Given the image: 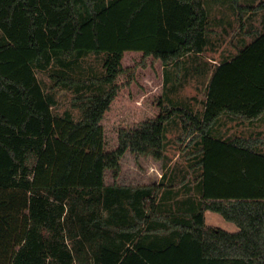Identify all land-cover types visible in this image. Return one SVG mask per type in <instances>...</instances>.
I'll return each mask as SVG.
<instances>
[{
  "label": "trees",
  "instance_id": "1",
  "mask_svg": "<svg viewBox=\"0 0 264 264\" xmlns=\"http://www.w3.org/2000/svg\"><path fill=\"white\" fill-rule=\"evenodd\" d=\"M208 26L205 0H0V264H264L263 140L213 135L224 114H264V29L218 65L202 116L164 100L165 66L203 52ZM87 53L104 55L101 76L57 82L101 91L80 120L55 115L36 69ZM176 115L196 146L187 217L158 211L167 182H106L127 151L162 160Z\"/></svg>",
  "mask_w": 264,
  "mask_h": 264
},
{
  "label": "rangeland",
  "instance_id": "2",
  "mask_svg": "<svg viewBox=\"0 0 264 264\" xmlns=\"http://www.w3.org/2000/svg\"><path fill=\"white\" fill-rule=\"evenodd\" d=\"M263 1L240 0L243 6L242 13H240L239 8L232 3V0H205V6L211 14V23L214 28L213 42L217 44L216 52H214L213 47H210L205 52V55L219 61L221 56L237 50L240 45L252 38L253 34H246L245 31L252 29L263 30L264 8H258ZM220 49L222 52L218 53ZM103 59L104 55L100 53H87L81 57L68 60L53 57L46 68L36 69L37 76L45 91L56 100V104L52 107L55 115H65V113L69 112L75 120H80L84 115V108L81 104L87 100V96L102 89V87L93 83H76L73 85L58 83L57 76L76 79L101 76L104 73ZM212 66L209 61L206 64L194 62L187 65L183 63L180 74H178L180 82L184 83L192 78L200 82L206 75V69L207 75H210ZM191 85L182 91V98L189 96L187 93L191 88H194ZM104 86L105 90H107L110 84L107 83ZM261 120H264V117ZM241 128L242 126L224 125L220 127L221 131L219 128L214 130L213 135L217 136V131L225 136H233L239 133ZM249 133L250 136L258 137L260 135L259 138L263 140V143L258 147L264 151V123L261 122L259 125L257 123H249ZM166 141V158L154 160L150 157L136 156L135 153L127 151L122 158L119 175L115 177L113 171L108 170L106 182L110 184L118 182L120 185L128 186L142 183L160 184L164 181L169 184H178L179 186L191 184L194 189L199 187L196 179L197 171L194 167L197 159L191 156V152L196 150V146L193 140L182 133V127L177 125V119H173L168 123ZM166 169L167 171H165Z\"/></svg>",
  "mask_w": 264,
  "mask_h": 264
},
{
  "label": "crops",
  "instance_id": "3",
  "mask_svg": "<svg viewBox=\"0 0 264 264\" xmlns=\"http://www.w3.org/2000/svg\"><path fill=\"white\" fill-rule=\"evenodd\" d=\"M208 15H209V26H208V35H207L208 43H207L205 50L203 52H195V51L188 52L185 55H183L179 61L170 63L166 65L164 68L165 70V88H164L165 102L175 107L186 108L190 111H193L194 113H197L200 116L203 115V112L205 109V103H206L207 96H208L209 84H210L212 76L216 68L218 67V65H220L224 61H227L235 57L241 48L250 44L255 39L257 35L256 32L258 31V29H255V30L252 29L250 30L251 32L245 31L246 34H253L252 38L246 43L240 45L237 48V50L230 52L228 55L224 54V56H221L219 61H217V59L213 57L211 58L208 55H205V52L208 50V48L213 47L214 52H216V49H217V44L213 42L214 28L211 23V14L208 12ZM219 52L220 53L222 52L221 49L218 51V53ZM207 61L211 62V64L213 65L210 68L211 70L210 75H207V69H206V75L202 78L200 82L193 78L188 79L184 83L180 82L178 74H180L181 65L183 63H186L187 65L189 63H194V62L206 64ZM189 85H191V87H194V88H191L190 89L191 92L189 91L187 93L189 94V96L186 95L187 96L186 98H182L181 97L182 91H184ZM263 117H264V114L260 118L252 122H249L241 118H236V117H232L230 115L224 114L218 119L215 127H218L220 129V127L224 125H227V126L235 125L236 127L242 126V128L240 129V132L233 136H225L221 132L222 139L234 138L236 136L249 138L250 136L249 123L250 124L257 123L258 125L261 122L264 123V121H261ZM173 119H177V125H180V127H182V120L179 115H176V117H174ZM169 122H167L166 128ZM166 156H167V152L165 151L164 158H166ZM165 171H167V169ZM107 184L110 185V183L108 182ZM142 184H139V185H142ZM156 203H158L159 205L158 211L162 214H168V215L173 214L179 217H187L189 214L196 211L200 205V190L197 192L196 191L194 192V190H192L190 185L182 184L179 186L178 184L166 183V184H163L162 188L159 189ZM205 218H206V224L209 226L219 227V228H222L230 232H235L239 230V227L235 222L225 219L218 212L206 210Z\"/></svg>",
  "mask_w": 264,
  "mask_h": 264
}]
</instances>
